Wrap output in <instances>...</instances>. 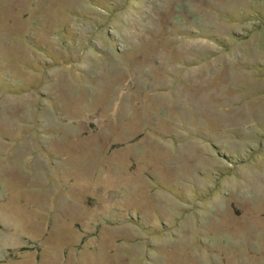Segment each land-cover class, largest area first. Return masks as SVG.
<instances>
[{"label": "rangeland", "instance_id": "obj_1", "mask_svg": "<svg viewBox=\"0 0 264 264\" xmlns=\"http://www.w3.org/2000/svg\"><path fill=\"white\" fill-rule=\"evenodd\" d=\"M0 264H264V0H0Z\"/></svg>", "mask_w": 264, "mask_h": 264}]
</instances>
